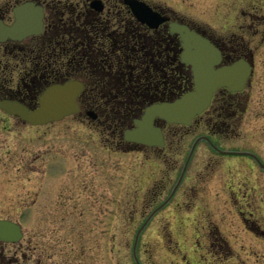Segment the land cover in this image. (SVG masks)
<instances>
[{"label": "rangeland", "instance_id": "374dc122", "mask_svg": "<svg viewBox=\"0 0 264 264\" xmlns=\"http://www.w3.org/2000/svg\"><path fill=\"white\" fill-rule=\"evenodd\" d=\"M19 1L0 0V10ZM49 1L56 10L75 4L78 16L85 0ZM144 1L237 51H253L251 85L234 98L243 105L241 114L218 100L190 127H164L168 143L152 151L121 142L131 103L110 105L140 99L127 98L131 91L88 90L92 102L105 94L113 101L98 107L97 121L83 112L32 127L0 110V219L23 231L20 242L0 243L6 258L18 264H136V232L176 184L196 137L210 136L225 151L251 152L264 164V0ZM122 7L105 2L109 34L119 29ZM122 17V40L131 46L137 39L127 14ZM25 48L0 45V84L15 87L22 65L14 56ZM136 254L140 264H264V170L250 157L222 156L201 141L175 197L140 234Z\"/></svg>", "mask_w": 264, "mask_h": 264}, {"label": "flooded vegetation", "instance_id": "af4514ba", "mask_svg": "<svg viewBox=\"0 0 264 264\" xmlns=\"http://www.w3.org/2000/svg\"><path fill=\"white\" fill-rule=\"evenodd\" d=\"M27 1L33 2L42 11V30L39 34L28 36L22 40L8 39L5 42H0V45L6 47L12 48V46L23 45L26 46L25 49H28L24 51V54L14 56V60L19 61V63L21 60L22 75L14 88L8 87L5 83L0 84V100L17 101L33 110L38 106L39 96L47 87L69 81L80 82L83 87L77 98L80 108L78 114L84 112V115L88 117L87 113L91 112L95 117L90 118V120L97 121L103 112L98 107H106L113 101L105 94L102 95L101 101L92 102L88 90H95L100 93L99 91L106 92L108 87H112L121 96L123 92L131 91L133 94L128 93L127 98L131 96L140 99L116 100L113 102L114 105H110L120 107L123 102V106H125V102L131 103L126 105L127 109H124L122 123L124 129L121 131V142L131 149L162 150L168 143L163 128L174 124H167L159 119L155 121V125L162 130L164 142L162 147H144L127 142L123 138V131L134 128V120L140 118L145 107L172 101L193 89L192 67L182 60L180 37L170 33L169 23L178 22L187 25L191 30L208 39L218 49L220 62L215 66V69L230 66L238 60H243L251 66V75L242 91L231 92L226 87L219 88L213 95L209 107L203 112V114L207 113L216 104V101L221 100V107L227 106V109L234 110V112L239 111L241 114L239 109L242 110L243 105L239 107L240 102L238 100L236 102L234 98L243 94L251 85L255 66L253 51L249 48L246 51H237L232 45L222 44L190 23L174 18L169 12L149 4L154 10L169 17L168 21L159 24L156 28H151L134 18L129 8L124 4V0H116L121 3L123 10L121 8L118 12L119 29L113 34L112 32L109 34L107 30V24L110 21L108 17L110 16L107 15L108 12L105 9L106 0H85L82 5V12L78 16L75 13L77 6L72 3L63 6L62 10H56L49 0H21L10 8L1 9L0 20L5 25L11 26L15 21L13 9ZM110 11H115V8ZM66 13H68L67 17L65 16ZM126 14L129 18L127 24L133 27L131 29L133 31L132 37L137 39L131 46L124 45L122 38L125 35L120 31L121 28L124 29L122 15L126 16ZM144 47L146 51L142 50ZM21 56L25 57L22 58ZM92 107H96V111H93ZM1 111L6 114L3 110ZM234 112L233 117L235 116ZM6 115L23 122L17 116ZM206 137L214 144L210 136ZM202 141L206 142L213 152L224 155L215 151L204 139ZM172 190L164 201L170 196ZM177 190L178 188L171 199L175 197Z\"/></svg>", "mask_w": 264, "mask_h": 264}, {"label": "water", "instance_id": "95a60500", "mask_svg": "<svg viewBox=\"0 0 264 264\" xmlns=\"http://www.w3.org/2000/svg\"><path fill=\"white\" fill-rule=\"evenodd\" d=\"M124 4L129 7L137 20L151 28H156L159 24L168 20L167 17L154 11L144 1L124 0ZM92 6L94 5L92 4ZM13 11L15 21L11 26L5 25L0 20V42H5L8 39L22 40L41 32L43 14L33 2H24L16 6ZM169 27L171 34H177L181 38L182 60L192 66L194 89L173 101L161 102L146 107L142 117L139 120H134L136 128L125 130L123 138L142 146L162 147L164 145L162 130L155 125L156 118L170 124L190 125L196 115L207 109L218 87H228L232 92L242 91L251 75V66L243 60H238L230 66L215 69V66L220 62V54L209 40L183 24L170 23ZM82 87L83 85L80 82L74 81L51 85L41 93L38 107L34 110H29L22 103L8 99L0 100V108L10 115L18 116L32 126L45 125L59 121L64 116L79 111L77 96ZM87 115L91 118L95 117L91 112H88ZM201 139L211 143L207 137L195 140L172 194L179 185L190 157ZM212 147L218 150L217 147L213 145ZM218 151L230 155H248L264 169V164L252 153ZM171 196L152 211L137 231L133 244V257L136 264H140L136 256V246L141 231L152 216L167 204ZM22 237V229L18 223L0 219L1 242L18 243Z\"/></svg>", "mask_w": 264, "mask_h": 264}, {"label": "trees", "instance_id": "16d2710c", "mask_svg": "<svg viewBox=\"0 0 264 264\" xmlns=\"http://www.w3.org/2000/svg\"><path fill=\"white\" fill-rule=\"evenodd\" d=\"M0 264H18V260L13 257L6 258L0 251Z\"/></svg>", "mask_w": 264, "mask_h": 264}]
</instances>
